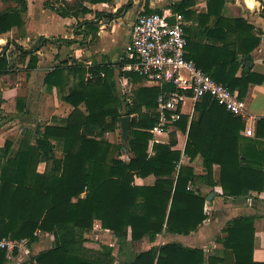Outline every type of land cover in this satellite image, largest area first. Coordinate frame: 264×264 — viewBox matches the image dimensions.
Instances as JSON below:
<instances>
[{
	"label": "trees",
	"instance_id": "16d2710c",
	"mask_svg": "<svg viewBox=\"0 0 264 264\" xmlns=\"http://www.w3.org/2000/svg\"><path fill=\"white\" fill-rule=\"evenodd\" d=\"M9 1L16 5L0 10V34L16 27L23 36L28 2ZM226 1L207 0L203 11L189 8L195 0L177 1L172 8L187 19L199 21L196 27L185 26L187 57L245 98L251 84L264 82V74L253 71L252 67L247 69L244 61L259 46L261 37L252 33L253 25L242 17L224 15ZM261 1L264 16V0ZM49 4L59 5L62 16L79 15L80 9L67 0H47L46 5ZM81 10L90 11L88 7ZM146 12L152 11L147 8ZM101 14L96 12L97 16ZM84 23L96 31L93 19ZM48 42L62 45L76 40L41 36L36 44L25 47L8 39L0 49V76L12 69L8 53L11 44L23 61L29 57L27 68L33 69L38 64V51ZM88 72L93 77L87 78ZM130 75L134 79L142 77L135 72ZM71 76L75 77L73 83ZM44 81L48 90L56 87L60 97L73 106L64 119L65 125H45L44 131L37 125L35 143L32 132L27 131L16 150L9 140L0 146V237L36 242L39 230L55 234L49 247L18 264H92L83 256L81 243L83 233L97 219L122 237L127 236L130 226L134 240L148 235L153 241L163 230L188 234L207 217L206 196L198 181L211 186L220 184L223 195L232 198L241 196L245 190H264V116L255 123V136H246L242 133L246 128L242 116L230 112L209 95L199 100L195 107L197 114L190 123L187 115L175 123L182 131H188L184 153L190 160L197 155L203 158L206 173L197 175L191 165H179L182 151L172 149L178 142L176 131L171 132L169 143H154V153L149 152L151 128L158 120V114L152 110L157 105L160 87H137L132 105L123 111L115 69L108 63L88 66L82 61L73 64L61 61L47 72ZM82 104L87 112L81 109ZM18 108H23L19 100ZM124 112L138 114L130 124L128 142L134 156L128 161L114 156L120 145L113 144L106 136L118 128ZM53 138L63 142L61 157L54 151ZM42 160L47 166L44 172H39L38 164ZM215 164L220 165L217 181ZM135 174H154L157 179L153 185H137ZM190 184L195 187L189 188ZM227 232L224 244L236 253L235 264H264L253 259V217L234 218ZM17 252L15 249L14 254ZM201 254L197 247L172 242L138 253L132 264H202V256L197 258ZM8 262L6 250L0 248V264Z\"/></svg>",
	"mask_w": 264,
	"mask_h": 264
},
{
	"label": "crops",
	"instance_id": "0c3cea01",
	"mask_svg": "<svg viewBox=\"0 0 264 264\" xmlns=\"http://www.w3.org/2000/svg\"><path fill=\"white\" fill-rule=\"evenodd\" d=\"M39 1L40 4H35L33 0L28 3L25 34L21 36L17 32L16 35H13L11 32L18 31V28L15 27L7 33L0 34V45L3 44L2 40L6 39L7 42L8 39H14L25 47H30L36 44L41 36L71 38L76 42L62 45L48 42L38 51L37 67L28 69L29 57H27L23 63H14L10 72L0 76V146L9 140L13 142V149L16 150L27 131L32 132V143H35L37 125L40 126V131H44L45 125H65L64 119L69 116L73 106L60 97L56 87L48 90L44 81L47 72L60 64L61 61H68L69 64L82 61L88 66L93 63L112 65L115 69L118 92L123 101V111L132 105V97L137 87H160L161 91L156 99L157 105L152 110L158 114V97L163 91L171 89L172 84L140 74L142 77L137 78L136 76L134 79V75H130V73L135 71L128 68L129 62L133 59L125 55V46L131 38L132 23L140 12L146 11L148 8L151 11L175 13L177 11H174L172 6L180 0H103L96 3L86 0L82 7H88L90 11L83 13L81 7L78 17L62 16L58 12L59 5H46L47 0ZM206 2L207 0H195V3L189 8L203 11L206 9ZM128 3L129 5H127ZM261 8V0H227L223 12L226 17H242L253 25L252 33L261 37L259 46L250 53V68L264 74V16L261 14ZM97 11L102 14L97 16ZM89 19L95 21L96 31L84 23ZM184 19L186 25L191 24L195 27L199 25L197 18L187 19L184 17ZM212 20L211 24L214 21ZM2 36H5V39ZM206 41L212 43L209 39ZM16 56L18 55H11V59ZM244 61H246L245 57ZM241 72L242 70H239L238 74ZM89 74V72L86 74L87 78ZM74 81L75 77L71 76L70 83ZM18 100L21 102V106L23 105L22 109L18 108ZM245 100L248 110V116L245 119L246 128L248 126L255 128L257 119L264 116V82L251 84ZM196 103L188 98L184 104L183 115L188 116L189 123L197 114ZM81 109L87 112L84 104L81 105ZM123 115H129L132 121L137 118L138 114L124 112ZM245 129L242 131L243 135H246ZM173 131L177 133L178 142L172 146V149L182 151L179 165H191L197 175L205 174L202 156L197 155L194 160H190V157L184 153L188 131H182L175 123L170 124L161 133L152 134L149 142L150 154L154 153V143H169L170 134ZM106 136L113 144L120 145V149L117 148L114 151L116 158L128 161L134 156V152L129 148V137L125 138L123 135L121 120L118 128L108 132ZM51 141L56 155L61 157L63 142L56 138ZM46 166L47 162L42 160L38 164V171L44 172ZM219 176L220 165L215 164L214 180L217 181ZM156 179L154 174L134 175V183L137 185H153ZM198 185L206 196L205 212L207 217L196 230L188 234L163 230L153 241L148 235L134 240L130 226L127 227V236L122 237L113 229L104 227L102 221L97 219L93 227L82 235L81 252L83 256L91 260L92 264L101 262L102 264H132L138 253L147 251L152 246L160 247L176 242L187 247L201 249L202 254L197 258L200 259L202 256V264H235L236 253L231 247H226L224 244L228 234L227 227L234 218L246 216L254 218L253 259L257 262L264 261V190L261 192L245 190L241 196L232 198L223 195L220 184L211 186L198 181ZM194 187L193 185L192 188ZM211 193L213 194L211 195ZM82 195L84 196L85 193ZM37 233L39 240L30 242L26 238L17 254L9 258L8 264H18L23 260L30 259L35 253L53 243L55 238L53 232L39 230Z\"/></svg>",
	"mask_w": 264,
	"mask_h": 264
},
{
	"label": "built area",
	"instance_id": "2783aa9c",
	"mask_svg": "<svg viewBox=\"0 0 264 264\" xmlns=\"http://www.w3.org/2000/svg\"><path fill=\"white\" fill-rule=\"evenodd\" d=\"M185 25L180 12L142 11L132 23L131 38L125 46V55L133 59L128 64L129 69L173 85L158 97V120L151 128L153 134L165 131L182 117L188 98L196 103L209 95L230 112L244 119L248 116L246 100L240 98L238 90L216 80L187 57ZM245 134L255 136L254 126H248ZM25 241L26 238L0 237V248L12 258L14 250L22 248Z\"/></svg>",
	"mask_w": 264,
	"mask_h": 264
},
{
	"label": "rangeland",
	"instance_id": "374dc122",
	"mask_svg": "<svg viewBox=\"0 0 264 264\" xmlns=\"http://www.w3.org/2000/svg\"><path fill=\"white\" fill-rule=\"evenodd\" d=\"M29 1L30 0H27V2L29 3ZM34 2H35V4H40V1L39 0H33ZM69 3H71L75 8H78V9H80L83 5H84V2L86 1V0H67ZM44 4V3H43ZM16 5V2H14V1H9V0H0V10L1 9H4V8H8V7H11V6H15ZM26 13H27V11H26ZM26 13H25V17H26ZM25 24H26V22H25ZM17 32H18V34H20L21 33V31H15V32H11L13 35H16L17 34ZM22 36V35H21ZM3 37V39H5L4 37L5 36H2ZM1 38V37H0ZM2 43L3 44H5L6 43V39L5 40H2ZM3 44L2 45H0V49L2 48V46H3ZM13 49H15V47L11 44L10 45V48H9V50H8V53L9 54H11L12 56L13 55H18V56H16L14 59H11L12 60V64L14 65V63L16 64V63H23V60L21 59V57L19 56V54H18V52H17V50L15 49V50H13ZM7 117V116H6ZM120 138H121V136H120Z\"/></svg>",
	"mask_w": 264,
	"mask_h": 264
},
{
	"label": "water",
	"instance_id": "95a60500",
	"mask_svg": "<svg viewBox=\"0 0 264 264\" xmlns=\"http://www.w3.org/2000/svg\"><path fill=\"white\" fill-rule=\"evenodd\" d=\"M245 60L247 61V69H250V65H251V55L248 54L245 57ZM130 124H131V117L129 115H123L121 117V126L123 129V135L125 138L129 137V132H130ZM213 193H211L212 195Z\"/></svg>",
	"mask_w": 264,
	"mask_h": 264
}]
</instances>
